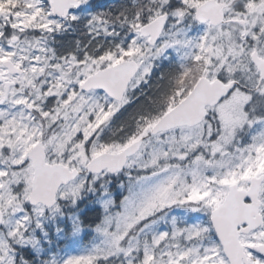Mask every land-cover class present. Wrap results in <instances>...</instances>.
Here are the masks:
<instances>
[{
    "label": "snow or ice",
    "instance_id": "snow-or-ice-1",
    "mask_svg": "<svg viewBox=\"0 0 264 264\" xmlns=\"http://www.w3.org/2000/svg\"><path fill=\"white\" fill-rule=\"evenodd\" d=\"M0 264H264V0H0Z\"/></svg>",
    "mask_w": 264,
    "mask_h": 264
}]
</instances>
